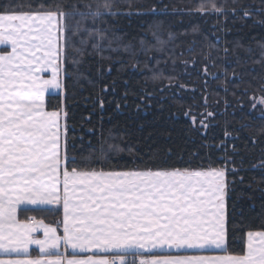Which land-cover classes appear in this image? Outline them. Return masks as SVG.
Here are the masks:
<instances>
[{"label": "snow or ice", "instance_id": "6c2138e0", "mask_svg": "<svg viewBox=\"0 0 264 264\" xmlns=\"http://www.w3.org/2000/svg\"><path fill=\"white\" fill-rule=\"evenodd\" d=\"M206 9L224 13L217 0H201L198 11ZM241 12L251 18L264 8ZM122 14L117 0H0V264H264V231H248L241 254L227 251V167L142 166L124 135L103 125L87 155L68 154L67 112L49 111L45 100L64 88L66 65L80 64L75 57L86 53L111 60L122 51L135 59L168 43L158 31L154 43L125 42L109 24ZM258 48L255 63L264 66V43ZM162 76L153 72L151 79ZM213 115L202 113L200 126ZM37 208L62 209V232L35 216L18 218ZM212 251L224 254H203Z\"/></svg>", "mask_w": 264, "mask_h": 264}, {"label": "trees", "instance_id": "16d2710c", "mask_svg": "<svg viewBox=\"0 0 264 264\" xmlns=\"http://www.w3.org/2000/svg\"><path fill=\"white\" fill-rule=\"evenodd\" d=\"M200 3L117 0L124 14L109 18L117 34L138 48L141 37L154 43L152 31H158L168 41L165 50L147 56L139 53L135 59L122 51L111 53V60L87 53L75 57L81 63L66 65L64 88L45 100L49 111L59 106L67 112L70 156L79 157L82 149L87 155L91 151L88 141L96 145L103 125L124 135V143L143 158L142 166L227 167V251L238 255L245 248L248 231H264V168L258 167L264 162V105L259 103L264 98V66L255 63L258 43H264V24L260 23L264 14L243 18L241 12V8H264V0H237L235 4L217 0L224 6L223 14L198 11ZM153 7L155 13L149 11ZM129 11L133 14L127 15ZM156 25H160L158 30ZM169 33L175 37L170 41ZM153 72L163 76L152 80ZM207 112L214 115L204 121L207 128H202L201 114ZM123 155L131 159L127 152ZM225 155L230 162L226 163ZM31 216L58 226L62 212L37 208L18 213L20 220Z\"/></svg>", "mask_w": 264, "mask_h": 264}, {"label": "crops", "instance_id": "0c3cea01", "mask_svg": "<svg viewBox=\"0 0 264 264\" xmlns=\"http://www.w3.org/2000/svg\"><path fill=\"white\" fill-rule=\"evenodd\" d=\"M0 47H4V46H0ZM60 93V90H58V94ZM48 94H46V96H47ZM49 95H55V94H49ZM46 98V97H45ZM61 212H62V209H61ZM225 216H226V210H225ZM23 221V220H22ZM61 221H62V219H61ZM45 223V222H44ZM47 224V223H46ZM49 225H52V224H49ZM52 226H56V227H58L59 229H60V231L62 232V224H60V225H52ZM225 228H226V226H225ZM40 235H42V233H40ZM246 239H247V234H246V236H245V248H246ZM244 248V249H245ZM203 254H205V255H223L224 253L223 252H220V251H212V252H205V253H203ZM39 255V252H38V250L35 248V246H32V248L30 249V257L31 258H35V257H37ZM80 255H89V253H83V254H80Z\"/></svg>", "mask_w": 264, "mask_h": 264}, {"label": "rangeland", "instance_id": "374dc122", "mask_svg": "<svg viewBox=\"0 0 264 264\" xmlns=\"http://www.w3.org/2000/svg\"><path fill=\"white\" fill-rule=\"evenodd\" d=\"M49 95V94H48Z\"/></svg>", "mask_w": 264, "mask_h": 264}]
</instances>
